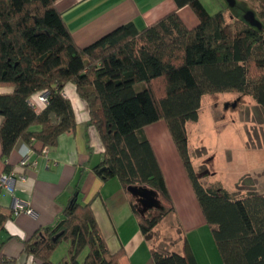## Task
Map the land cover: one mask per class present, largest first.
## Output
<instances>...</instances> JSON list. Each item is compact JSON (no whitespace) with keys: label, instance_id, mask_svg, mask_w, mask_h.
<instances>
[{"label":"trees","instance_id":"obj_1","mask_svg":"<svg viewBox=\"0 0 264 264\" xmlns=\"http://www.w3.org/2000/svg\"><path fill=\"white\" fill-rule=\"evenodd\" d=\"M56 1L0 0V86L12 88L0 93L1 157L6 159L18 140L29 146L37 141L40 151L74 129L72 104L63 94L66 84H74L103 145L93 170L102 179H119L147 238L160 218L174 211L144 131L163 119L223 263L264 264V194L236 196L219 181L202 184L186 129L188 121L198 120L206 94L240 92L264 109V0H251L260 26L243 18L248 7L239 0L238 11L226 3L214 13L201 0H174L173 10L145 27L128 21L83 47L74 42ZM186 5L199 17L192 27L178 14ZM41 92L46 105L36 112L29 98ZM5 169L10 171L7 164ZM129 185L152 189L168 207L141 212ZM76 191L53 226L24 242L28 264H120L122 249H108L92 208L79 201V187ZM1 209L0 228L9 217ZM62 241L66 254L53 262ZM151 255L154 264H198L186 238L181 252L152 247Z\"/></svg>","mask_w":264,"mask_h":264},{"label":"crops","instance_id":"obj_2","mask_svg":"<svg viewBox=\"0 0 264 264\" xmlns=\"http://www.w3.org/2000/svg\"><path fill=\"white\" fill-rule=\"evenodd\" d=\"M201 3L209 13L217 12L225 8L226 3L228 4L226 0H209L212 6L210 8L206 6L204 0H201ZM56 7L76 45L83 47L128 21H133L136 27L141 29L173 10L175 2L174 0H57ZM178 14L188 27L199 22L198 15L189 5L179 8ZM11 91L12 88L9 86H0V93ZM38 94L34 93L29 98V103L36 112L43 110L46 105L38 99ZM63 94L72 104L76 125L74 129L59 135L56 145L48 147L46 157L40 156L39 142L34 141L32 146H29L25 141L18 140L9 156L4 159L1 157L0 144V176L7 172L6 164L15 176L13 190L9 191L2 187L0 191L1 210L9 215L0 228V264H28V257L23 252L24 242L31 239L37 230L55 224L65 204L77 192V187H79L78 199L81 203H88L92 208L108 249L112 252L122 249L119 263L154 264L151 255L152 245L140 230L138 217L132 210L126 189L117 177L102 179L93 170L101 159L103 145L98 131L89 122L86 102L78 96L72 83L66 84ZM1 120L0 115V123ZM199 120L200 111L198 120L195 121L197 126ZM213 128L210 125L198 129L197 132L200 133L199 144L206 147L207 151L211 150L204 144L205 139L219 140V135L221 136ZM144 131L162 169L172 199L174 206L172 215L200 264L189 234L209 228L191 182L165 121L160 119L151 123L145 126ZM24 156H28L29 160L37 159V164L21 166L20 161ZM14 198L25 201L32 208L33 213L23 212L13 216L11 210ZM65 243L60 252L58 247L53 251L51 255L53 262H58L65 256L68 247L67 242ZM181 249L182 246L176 252H181Z\"/></svg>","mask_w":264,"mask_h":264},{"label":"rangeland","instance_id":"obj_3","mask_svg":"<svg viewBox=\"0 0 264 264\" xmlns=\"http://www.w3.org/2000/svg\"><path fill=\"white\" fill-rule=\"evenodd\" d=\"M239 1L250 10L256 7L251 0ZM204 2L207 7H212L209 0ZM238 10V6L233 7V11ZM199 111L198 126L195 121H188L187 126L188 150L202 184L210 186L219 181L236 196L250 192L264 194V109L250 95L232 91L205 95ZM209 124L221 134L219 140L205 139L204 144L211 151L199 144L200 133H197ZM155 198L160 209L168 207L157 195ZM137 206L142 210L139 202ZM147 239L153 248L164 252L178 250L184 240L172 212L160 218ZM189 239L200 264H224L207 227L190 233ZM65 244L60 242L59 252Z\"/></svg>","mask_w":264,"mask_h":264},{"label":"built area","instance_id":"obj_4","mask_svg":"<svg viewBox=\"0 0 264 264\" xmlns=\"http://www.w3.org/2000/svg\"><path fill=\"white\" fill-rule=\"evenodd\" d=\"M38 99L41 102L46 103V94L45 92H41L38 94ZM48 152V146H43L40 150V156H47ZM37 164V159L34 160H29L28 156H24L21 161L20 165L21 166H35ZM14 174L12 171L6 172L0 176V186L3 188L8 189L9 191L13 190V182H14ZM22 177V176H21ZM27 213V214H32L33 210L32 208L22 199L20 198H14L13 203H12V210L11 213L13 216H16L20 213Z\"/></svg>","mask_w":264,"mask_h":264},{"label":"water","instance_id":"obj_5","mask_svg":"<svg viewBox=\"0 0 264 264\" xmlns=\"http://www.w3.org/2000/svg\"><path fill=\"white\" fill-rule=\"evenodd\" d=\"M230 6L235 4V0H226ZM244 19L249 21L251 24L260 26L259 21L256 19L255 14L252 10H247L244 14ZM127 189L136 196L137 202H139L142 205L141 212L146 211L150 207H159L158 200L155 198V196L158 194L153 191L152 189L146 187V186H136V185H129Z\"/></svg>","mask_w":264,"mask_h":264}]
</instances>
